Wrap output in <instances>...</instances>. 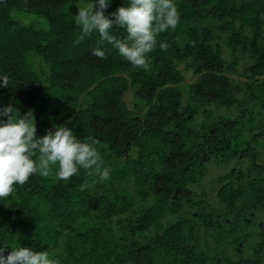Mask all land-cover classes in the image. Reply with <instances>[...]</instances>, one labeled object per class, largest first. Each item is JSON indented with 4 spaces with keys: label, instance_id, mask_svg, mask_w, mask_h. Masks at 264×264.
Segmentation results:
<instances>
[{
    "label": "trees",
    "instance_id": "16d2710c",
    "mask_svg": "<svg viewBox=\"0 0 264 264\" xmlns=\"http://www.w3.org/2000/svg\"><path fill=\"white\" fill-rule=\"evenodd\" d=\"M85 2L0 0V106L31 110L39 136L62 124L94 136L110 170L65 180L53 165L17 184L0 198L5 255L25 245L61 264H264V0H176L180 21L158 34L148 68L107 42L94 55L99 32L75 43ZM214 165L232 167L211 195Z\"/></svg>",
    "mask_w": 264,
    "mask_h": 264
},
{
    "label": "clouds",
    "instance_id": "9594fccd",
    "mask_svg": "<svg viewBox=\"0 0 264 264\" xmlns=\"http://www.w3.org/2000/svg\"><path fill=\"white\" fill-rule=\"evenodd\" d=\"M112 3L113 0H87L78 5L75 17L81 33L75 43L99 32L101 39L93 49L94 55L104 57L108 50L99 45L107 42L133 65L148 68L158 34L174 29L180 21L176 0H126L106 14ZM116 26L126 29V38L112 31ZM159 47L166 50L168 43L159 41ZM9 81L10 76L0 72V87H8ZM100 147L94 136L82 138L67 124L39 136L31 110L21 114L11 103L0 106V198L8 197L17 184H24L37 172L48 175L53 165H58L56 175L65 180L81 169L108 179L110 170L101 167ZM7 247L0 244V264H61L60 258L49 250L10 246L11 251L5 255Z\"/></svg>",
    "mask_w": 264,
    "mask_h": 264
},
{
    "label": "rangeland",
    "instance_id": "374dc122",
    "mask_svg": "<svg viewBox=\"0 0 264 264\" xmlns=\"http://www.w3.org/2000/svg\"><path fill=\"white\" fill-rule=\"evenodd\" d=\"M86 3V2H85ZM13 15L20 21H22L25 24L32 25L36 28H47L46 22L43 18L35 16V15H28L25 13H20V12H13ZM187 78H188V83L192 82L194 79L191 73H186ZM248 107L251 105H255L254 103L248 102L246 103ZM232 114L233 112L230 111ZM260 122L264 123V117H259L257 119ZM263 129L262 124H255L252 126L248 132L243 134L244 137L247 136H252L254 134L259 133ZM232 166H219V165H214L209 168V173L206 177V180L204 181L203 188L207 190L211 195L216 191L217 189V182L216 178L221 175L222 173H225L227 170L230 169Z\"/></svg>",
    "mask_w": 264,
    "mask_h": 264
}]
</instances>
